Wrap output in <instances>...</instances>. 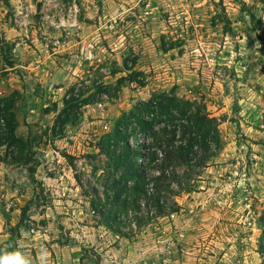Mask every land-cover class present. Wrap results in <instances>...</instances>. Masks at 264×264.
I'll use <instances>...</instances> for the list:
<instances>
[{"label":"rangeland","instance_id":"374dc122","mask_svg":"<svg viewBox=\"0 0 264 264\" xmlns=\"http://www.w3.org/2000/svg\"><path fill=\"white\" fill-rule=\"evenodd\" d=\"M170 91L217 120L220 147L149 219L114 201L98 144ZM74 98L81 116L55 123ZM3 99L0 259L264 264V0H0Z\"/></svg>","mask_w":264,"mask_h":264},{"label":"trees","instance_id":"16d2710c","mask_svg":"<svg viewBox=\"0 0 264 264\" xmlns=\"http://www.w3.org/2000/svg\"><path fill=\"white\" fill-rule=\"evenodd\" d=\"M123 80L118 78L117 85ZM77 101L75 98L64 101L55 123L62 116L65 118L62 125L76 115L81 116ZM131 137L135 141L133 145L129 141ZM219 147L217 120L210 117L204 106L179 97L174 91L153 93L128 112H122L113 129L98 144L106 157L107 168L119 173L111 182L114 201L121 202L124 209L136 206L138 212L139 200L143 199L151 214L149 219L176 211L175 202L166 209L164 199L168 200V194L172 197L183 191L191 192V183L216 156ZM142 161H147L145 167ZM148 170H154V174L149 175ZM172 185L177 186V194ZM259 223V238L264 241V215L260 216ZM259 254L264 256V243Z\"/></svg>","mask_w":264,"mask_h":264},{"label":"clouds","instance_id":"9594fccd","mask_svg":"<svg viewBox=\"0 0 264 264\" xmlns=\"http://www.w3.org/2000/svg\"><path fill=\"white\" fill-rule=\"evenodd\" d=\"M0 264H26L22 254L17 251L16 254L8 255L0 259Z\"/></svg>","mask_w":264,"mask_h":264}]
</instances>
